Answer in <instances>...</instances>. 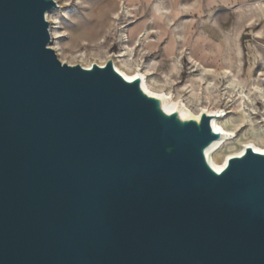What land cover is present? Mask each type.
Instances as JSON below:
<instances>
[{"label": "water", "instance_id": "obj_1", "mask_svg": "<svg viewBox=\"0 0 264 264\" xmlns=\"http://www.w3.org/2000/svg\"><path fill=\"white\" fill-rule=\"evenodd\" d=\"M55 0H0V264H264V155L216 172L113 60L63 63Z\"/></svg>", "mask_w": 264, "mask_h": 264}, {"label": "rangeland", "instance_id": "obj_2", "mask_svg": "<svg viewBox=\"0 0 264 264\" xmlns=\"http://www.w3.org/2000/svg\"><path fill=\"white\" fill-rule=\"evenodd\" d=\"M57 1L62 8L51 14L60 19V31L66 33L60 44L62 56L58 57L69 65L105 64L109 55L124 48L121 33L128 26L131 43L133 34L144 27L150 29L153 43L137 48L136 58L141 65L152 60V77L180 99L194 100L187 90L191 87L199 96L210 98L202 101L203 106L232 110L231 103L219 98L226 82L220 75L222 70H230L245 82L247 91L249 80L264 74V0H160L169 11L164 17L155 16L152 0ZM123 2L133 15L121 19L117 26L113 15ZM153 18L155 24H148ZM191 59L216 74L202 75ZM207 81L213 84L208 91ZM257 107L261 121L262 101ZM232 112L229 116L236 118Z\"/></svg>", "mask_w": 264, "mask_h": 264}, {"label": "bare ground", "instance_id": "obj_3", "mask_svg": "<svg viewBox=\"0 0 264 264\" xmlns=\"http://www.w3.org/2000/svg\"><path fill=\"white\" fill-rule=\"evenodd\" d=\"M154 3L155 16L164 17L169 14L168 9L161 5L160 0H152ZM58 3V9L62 8ZM119 10L114 13V24L117 26L121 19H129L132 17L133 12L131 7L126 6L123 2L119 6ZM55 9L53 11H56ZM53 11L47 14V19L50 22L52 48L56 51L57 55L62 56V48L60 46L62 39L65 38L66 33L61 30V21L58 18H53ZM148 24H155V18L148 22ZM135 39L132 42V37L129 36L128 26L124 27L121 33V38L125 44L124 48L117 54H111L107 57V62L113 60L116 70L129 82L137 79L141 81L142 90L161 101L164 111L168 114L178 113L182 120L194 119L200 120L201 116L205 113L212 116V127L215 132L221 135V138L216 141L207 151L206 157L212 168L221 173L227 166L228 161L232 157H241L245 154L246 148L251 147L255 152L264 155V111L262 120H258L259 109L258 102L262 101L264 109V84L263 80L259 77H252L251 87L247 91L246 83L239 80L235 74L230 70L224 68L220 75L226 82L223 85L222 93L219 98L231 103L232 110L228 109H211L209 106H203V100H210L209 97L204 98L199 96L191 87L187 88L192 94L194 100L191 101L187 98L180 99L179 95H173L165 85L152 77L150 67L152 60L145 65H141L137 58L135 51L140 46H151L152 40L150 38L151 32L149 28H142L136 32ZM177 43L176 39H173ZM84 55V54H83ZM82 55H79L81 57ZM194 65L199 68L202 75L214 76L216 72L210 68H206L201 64L194 62ZM78 60L77 62H82ZM64 63V62H63ZM93 63L84 66L91 68ZM106 64V63H105ZM105 64H98L103 66ZM124 65L126 69H123ZM245 81V80H244ZM161 84V85H159ZM207 91L213 86L211 81H207ZM182 98V97H181ZM193 104L195 109L191 106ZM230 107V106H229ZM234 111L236 118L229 115Z\"/></svg>", "mask_w": 264, "mask_h": 264}, {"label": "crops", "instance_id": "obj_4", "mask_svg": "<svg viewBox=\"0 0 264 264\" xmlns=\"http://www.w3.org/2000/svg\"><path fill=\"white\" fill-rule=\"evenodd\" d=\"M147 23H148V22H147ZM177 43H178V41H177ZM177 43H176V44H177Z\"/></svg>", "mask_w": 264, "mask_h": 264}]
</instances>
